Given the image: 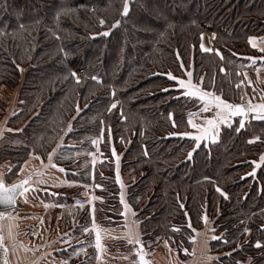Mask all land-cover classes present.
Masks as SVG:
<instances>
[{
	"label": "trees",
	"instance_id": "trees-1",
	"mask_svg": "<svg viewBox=\"0 0 264 264\" xmlns=\"http://www.w3.org/2000/svg\"><path fill=\"white\" fill-rule=\"evenodd\" d=\"M123 3L0 0V110L8 99L16 105L0 138V165H10L3 179L14 183L29 156L45 160L55 149L64 176L92 186L100 226L119 227L121 181L143 249L168 242L187 259L188 223L200 230L206 216L218 237L213 264H264V119L241 128L236 118L211 143L179 135L202 107L179 81L242 101L238 71L257 55L249 38L264 36V0H128L122 16ZM204 32L211 52L200 49ZM55 193V204L62 195L84 202L76 187Z\"/></svg>",
	"mask_w": 264,
	"mask_h": 264
},
{
	"label": "crops",
	"instance_id": "crops-1",
	"mask_svg": "<svg viewBox=\"0 0 264 264\" xmlns=\"http://www.w3.org/2000/svg\"><path fill=\"white\" fill-rule=\"evenodd\" d=\"M212 40L213 35L204 32L201 37L200 49L204 52H211L213 50ZM248 42L257 55L251 56L245 62L243 69L238 71V74H240L238 84L244 92L240 104H245L246 106L249 102L253 105L264 104V36L250 37ZM202 45L203 47H201ZM195 87L194 89L197 88ZM2 92L3 88L0 89V97ZM214 97L220 96L212 94L211 97H206L202 100V103L205 101L206 105L204 104V106L212 107L213 104H216ZM15 109V100L8 99L5 108L0 110V138L8 130L6 121ZM219 112H221L220 109ZM221 114L226 113L221 112ZM257 115L264 114L249 112L248 120H263L254 118ZM236 118L242 119L229 116L226 122L218 125L219 130L223 125H230ZM190 119L192 121L193 117L188 118V124L191 130H196L192 134L194 137L198 134V128H194L192 126L193 123H189ZM219 130L216 132V139ZM208 137H211V135ZM98 161L99 154L96 152L92 162ZM43 163L49 164L48 157L42 160L38 155L29 156L22 166L23 171L20 169L18 178L14 180L15 183L21 179L24 180L28 176L32 177L30 186L26 185V187H29V191L22 197L31 201L29 205L25 206H28V216L32 214L35 217L33 219L27 218L26 220L22 217L13 221L0 220L4 236V246L0 247V264H5V260L7 264H62V262L63 264H134L132 255L140 245L143 246V242L139 232V225L132 224L134 220L132 213L134 211L125 200V185L118 181L122 206L121 219L118 221L119 227H103L94 218V203L97 199L93 194L92 186L82 185L67 179L63 171L59 170V167H52L51 165L50 168L48 167V171L45 172L47 179L43 180L44 183H39V180L36 181L35 170H38ZM52 164H54L53 159ZM0 166V175L10 169L8 163H3ZM41 176L44 177V175ZM72 187H76L81 191L79 197L84 201L83 204L86 205L84 208L89 213L87 225L89 231L85 232L83 228L81 237L78 228L79 220H73L72 217L68 218L71 215L72 206L71 204H65L64 195L59 198L60 203L55 204L53 202V198L57 197L55 191ZM22 197L20 196L17 200L15 208L5 212H9L15 217L20 205L19 200ZM125 205L128 206L127 209ZM126 222L136 231L140 245H133L128 242ZM9 223L17 228L12 227L13 238L11 239L8 237ZM32 230L38 231V235L33 233L30 235L29 232ZM97 231H99L101 237L99 241L101 247L99 249L96 247ZM198 233V235L194 233L196 240L192 242L190 257L185 260L179 258L178 254L170 248L168 242L161 243L152 251L144 249L146 258L150 261V264H213L216 255L211 252L210 244L212 240L209 237L216 235L212 222L208 219L206 223L203 222V226L198 230ZM4 247H7V253H5ZM208 257H211V259H208Z\"/></svg>",
	"mask_w": 264,
	"mask_h": 264
},
{
	"label": "snow or ice",
	"instance_id": "snow-or-ice-1",
	"mask_svg": "<svg viewBox=\"0 0 264 264\" xmlns=\"http://www.w3.org/2000/svg\"><path fill=\"white\" fill-rule=\"evenodd\" d=\"M129 10V3L128 0H124L123 3V10L121 12V15L124 16L128 13ZM63 11H71V9H66ZM59 15V13L57 14ZM100 23L103 25L105 23V21L103 19L100 20ZM120 24V21L117 20L112 27L116 28L118 25ZM21 28H23V25H20ZM109 33L108 32H104L103 35L107 36ZM203 47V45L201 46ZM205 51H207V49H205ZM72 75L75 76L76 73L72 72ZM169 77L171 79H176L175 77L172 76L171 73L168 74ZM191 74L189 73V76ZM93 79H95V77H93ZM179 84L185 88H189L192 89L195 86L192 85L191 81H188L187 83L183 80L179 81ZM185 95H189V96H199V98L201 100H204L206 97H211L212 94L211 93H207V92H203L201 93L198 89L194 90V91H188L185 93ZM214 100L216 102V107L218 109L221 110V112L226 113V114H221V112L217 113V117L216 119H209L206 121V124L204 126H197L195 124H193L192 126L194 128H198V134L194 136L195 141L197 142V144H199V142L203 139H206L209 135H211L212 139L215 140L216 139V132L219 130L218 125L220 123L226 122V120L229 118V116H240V117H244L247 113L249 112H253V113H261L264 114V104H257V105H253L251 104V102H249L247 104V106L243 105V104H230L227 103L225 101H223L220 97H214ZM112 107H115V105H113ZM207 110V108H205V111ZM192 115V114H190ZM254 118L256 119H264V115H257ZM189 123L192 124L191 119L189 120ZM240 127H244V119L240 120ZM237 132L240 131V128L236 129ZM179 135L182 136H189L191 135L190 133H180ZM95 143V141H94ZM59 147V145H58ZM55 152V149H53V153ZM53 153H48V161H49V165H51L52 167H56V165L52 164V159H53ZM192 153H189V156H191ZM261 161H264V156H261ZM60 171H63V169H59ZM21 171H23V168H21ZM40 173H37V175H39ZM32 177L28 176L26 177L24 180H21L19 182L16 183H12V184H7L5 182V180L3 179V176L0 175V206H5V207H13L16 205V201H17V197L18 196H23L25 193H27L29 191V187H26V185L30 186V182H31ZM39 183H44L43 180L38 181ZM219 191V189H217ZM123 202V201H122ZM127 205H125V208L127 209ZM133 216H135V213H132ZM7 219L8 221H13L14 219H16V217L12 216L11 213L9 212H5V211H0V220H5ZM204 222H207V217H203ZM132 224H138V221L133 220ZM12 227L13 225L11 223H9L8 225V237L11 239L13 238V232H12ZM126 227V237L128 239V242L130 244L133 245H140V240L139 237L136 233V231L131 227V225H129L127 222L125 224ZM188 228L191 230L192 233H196L197 235L198 230L192 227L191 221H189L188 223ZM176 231H179V229H175ZM84 231L87 232L89 231V229L87 227L84 228ZM190 242H195L196 240V236L192 235L188 237ZM101 237L99 234V231H97L96 234V240H97V244L96 247L99 249L101 247L99 241H100ZM210 240H215L218 239V237L216 236H211L209 237ZM167 243V242H166ZM4 246V236H3V227L0 226V247ZM259 246V244L257 245ZM4 251L5 253H7L8 249L7 247H4ZM187 249H184V252L187 253ZM136 255L139 257V260L137 262V264H148V261H146L144 259V255H143V246L140 245L139 249H136ZM208 259H211V257H208ZM5 264H7V261L5 260ZM63 264V262H62Z\"/></svg>",
	"mask_w": 264,
	"mask_h": 264
},
{
	"label": "rangeland",
	"instance_id": "rangeland-1",
	"mask_svg": "<svg viewBox=\"0 0 264 264\" xmlns=\"http://www.w3.org/2000/svg\"><path fill=\"white\" fill-rule=\"evenodd\" d=\"M195 86V85H194ZM197 87V88H196ZM195 88L196 89H199V86H196ZM186 92H188V91H191V89H189V88H186V90H185ZM204 92H207V93H211V94H214V92H210V91H204ZM201 93H203V92H201ZM215 95H217V94H214V96ZM201 103H202V100H201ZM204 104H205V101H203V103H202V107H200L197 111H195L192 115H189L188 117H187V124H188V118H190V117H193V119H192V123L193 124H195V125H197V126H204L205 124H206V121L207 120H209V119H216V117H217V113L219 112V109L216 107V104H213V106L212 107H205L204 106ZM206 105V104H205ZM205 108H207V110L205 111ZM201 109V110H200ZM207 112V113H209V117H207V118H205V117H200L199 116V112ZM188 128H189V132H187V133H190L191 134V138H193L194 139V137H193V133H195L196 132V130H191L190 129V127H189V124H188ZM100 139V138H99ZM195 140V139H194ZM216 140V139H215ZM215 140H213L211 137H208V138H206V139H204L203 140V142H214ZM101 143V140L100 141H96V143H95V145L97 144V143ZM96 147V146H95ZM96 152H97V148H96ZM99 156L100 157H102V155H101V153H99ZM50 168V165L48 164V163H43L42 164V166L37 170H35V172H36V181H40V180H45V179H47V175L45 174V172H47L48 171V169ZM37 173H40L39 175H37ZM41 175H44V177H42ZM51 175V174H50ZM49 175V176H50ZM39 176H41L40 178H39ZM98 190H101V188H100V186H99V188H98ZM90 192V191H89ZM85 196H87V195H85ZM22 197V196H21ZM88 199H89V197H88ZM20 201V205H19V207H18V210H17V214H16V218H20L21 219V217L23 218V219H27V218H29V219H33L35 216H32V214L30 215V216H28V214H27V210H28V206H25V205H29V203H31V201H28V199H25V198H23L22 197V199H20L19 200ZM71 206H72V209H71V211H70V214L72 215L71 217H72V219L73 220H80L81 219V217H82V213H83V209L81 210V208H84V206H86V205H84L83 203H81V202H78V201H74L73 203H71ZM36 218H37V214H36ZM13 228H15V229H17L16 227H15V225H14V227ZM17 231V230H16ZM35 232V233H34ZM35 234V235H38L37 233H38V231H35V230H32V231H30L29 232V234L31 235V234ZM243 244H242V241L240 242V243H238L237 244V246L238 247H241ZM251 259V258H250ZM250 259H248L247 260V258H245V259H243V261H241L240 263H242V264H252V259L250 260Z\"/></svg>",
	"mask_w": 264,
	"mask_h": 264
},
{
	"label": "water",
	"instance_id": "water-1",
	"mask_svg": "<svg viewBox=\"0 0 264 264\" xmlns=\"http://www.w3.org/2000/svg\"><path fill=\"white\" fill-rule=\"evenodd\" d=\"M243 105H245V104H243ZM246 106V105H245ZM233 117H240V116H233ZM240 118H242V119H244V120H247L248 119V113L244 116V117H240ZM19 182V181H18ZM16 183V182H15ZM20 198V196H18L17 197V200ZM17 202V201H16ZM16 207V205L15 206H13V207H5V206H0V211H7V210H11V209H13V208H15ZM139 248H140V246H139ZM138 248V249H139ZM143 255H144V259L146 260V261H148V264H150V261L146 258V253H145V251H144V249H143ZM135 256H136V264H137V262H138V260H139V257L136 255V252H135Z\"/></svg>",
	"mask_w": 264,
	"mask_h": 264
},
{
	"label": "built area",
	"instance_id": "built-area-1",
	"mask_svg": "<svg viewBox=\"0 0 264 264\" xmlns=\"http://www.w3.org/2000/svg\"><path fill=\"white\" fill-rule=\"evenodd\" d=\"M75 73H76L75 76L72 75L74 79L78 80V79L83 77V74H82L81 71H75ZM199 116L202 117V118L203 117L207 118V117H209V113L201 111V112H199Z\"/></svg>",
	"mask_w": 264,
	"mask_h": 264
}]
</instances>
